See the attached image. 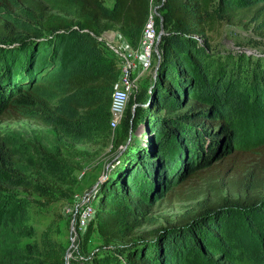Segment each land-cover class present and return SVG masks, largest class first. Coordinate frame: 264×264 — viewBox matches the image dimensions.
Here are the masks:
<instances>
[{"label":"trees","instance_id":"trees-1","mask_svg":"<svg viewBox=\"0 0 264 264\" xmlns=\"http://www.w3.org/2000/svg\"><path fill=\"white\" fill-rule=\"evenodd\" d=\"M108 1L0 0V117L25 114L72 145L105 146L113 137L115 165L97 186L94 215L80 239L88 242L96 233L103 246L126 245L93 256L92 264H171L179 253H207V240L230 246L222 225L230 211L254 220L249 225L260 233L254 223L264 217V140L240 142L231 110L237 105L229 101L237 68L215 57L211 43L218 28L234 20L249 17L264 28L263 0ZM150 17L160 34L155 71L131 96L114 134L109 109L120 70L98 38L116 29L135 49ZM236 83L237 93L247 89L256 104L264 103V68ZM14 149L0 137V186L42 188L18 169ZM176 179L168 201L196 193L197 180L206 193L232 198L219 195L183 214L178 227L148 233L152 240L134 238L149 220L150 197ZM4 200L0 187V206ZM234 263L250 264L245 257ZM0 264H10L1 251Z\"/></svg>","mask_w":264,"mask_h":264},{"label":"rangeland","instance_id":"rangeland-1","mask_svg":"<svg viewBox=\"0 0 264 264\" xmlns=\"http://www.w3.org/2000/svg\"><path fill=\"white\" fill-rule=\"evenodd\" d=\"M260 3L263 4L264 0ZM111 4L112 0H109L107 5ZM263 29H257L254 20L247 17L222 25L218 32L212 35L214 56L229 60L234 64V68H237L235 77L238 82L234 80L233 83L238 85L239 81H246L255 68H264ZM156 36L160 39L157 32ZM99 38L105 45L109 43L116 48H130L129 43L116 29L103 33ZM138 73L139 69L134 75ZM147 74L145 76L144 73L138 81V89L146 87L145 79L150 72ZM233 83V96L229 101L237 105L234 108L232 106L231 110L232 118L236 120L234 122L238 126L241 125L240 142L250 144L255 138L264 140L262 98H259L260 102L256 104L247 89L241 88L244 93H237L239 87L235 89ZM133 100L130 96L126 109ZM222 111L226 113L230 109ZM24 115L19 114L18 119L14 120L0 117V137H5L15 146L18 169L43 187L30 190L18 186H0L5 195V200L0 206V251L8 256L10 264H92L93 256L111 254L115 247L125 246L126 244L120 241L113 242L109 247L103 246L96 233L84 243L80 239L81 234L77 235L76 229H72L70 214L72 207L77 204L76 196L86 193H90V201L95 210L97 201L94 196L97 186L115 165L113 137L105 146L72 145L51 128L42 127L33 120L24 118ZM118 132V128L113 130L114 134ZM140 132L141 129L137 130L136 135ZM210 160L212 165L218 163L214 155L210 156ZM179 183L180 180L176 179L166 190L150 197L149 220L136 230L134 238L139 239L143 234V239L152 240L153 237L147 235L148 233L178 227V221L183 214L196 212L204 203H214L219 195L232 198L226 192L206 193L203 182L197 180L196 185H191L196 193L186 195L188 198L185 200L174 198L168 201V188ZM228 214L230 217L223 221L222 225L223 231L230 239V246L207 240V253L184 257L179 253V258L171 264H235V258L240 261L242 257L247 258L250 264H264V217L254 223L261 231L259 233L249 225L254 220L247 221L248 218L237 211H230ZM212 247L216 252H212ZM232 251H240V254L234 257Z\"/></svg>","mask_w":264,"mask_h":264},{"label":"built area","instance_id":"built-area-1","mask_svg":"<svg viewBox=\"0 0 264 264\" xmlns=\"http://www.w3.org/2000/svg\"><path fill=\"white\" fill-rule=\"evenodd\" d=\"M98 40L101 41L100 38ZM157 40L158 37L156 36L152 17H150L142 31L137 48L122 49L109 43L106 45L116 57L120 70L118 79L112 86L109 109V126L112 131L117 128L122 120L128 99L138 91V81L141 80L144 73L146 76L152 70V60L153 55L156 54ZM137 69H139V73L134 75ZM76 198L78 200L77 204L72 207L70 214L72 215V229H76V234L80 235L93 218L94 207L90 201V193L76 196Z\"/></svg>","mask_w":264,"mask_h":264},{"label":"water","instance_id":"water-1","mask_svg":"<svg viewBox=\"0 0 264 264\" xmlns=\"http://www.w3.org/2000/svg\"><path fill=\"white\" fill-rule=\"evenodd\" d=\"M159 38H160V37H159ZM158 40H159V39H158ZM158 40H157V44H158ZM157 44H156V46H157ZM156 54L158 55L157 47H156ZM158 57H159V55H158ZM158 62H159V60L157 61V64H158ZM156 66H157V65H156ZM154 71H155V69H154ZM154 71H150V75H152ZM102 179H103V178H102Z\"/></svg>","mask_w":264,"mask_h":264}]
</instances>
